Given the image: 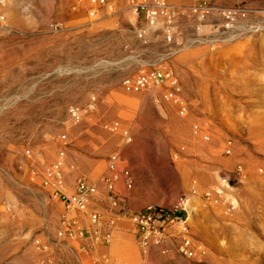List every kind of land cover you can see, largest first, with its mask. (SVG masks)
<instances>
[{"label":"rangeland","instance_id":"obj_1","mask_svg":"<svg viewBox=\"0 0 264 264\" xmlns=\"http://www.w3.org/2000/svg\"><path fill=\"white\" fill-rule=\"evenodd\" d=\"M199 1L169 0L181 10L176 40L193 42L199 35L189 12ZM208 1L264 9V0ZM142 24L123 0H109L96 15L72 11L69 0H0V264H103L110 258L101 254L100 261L93 260L101 253L94 254L97 245L109 247L113 238L102 244L57 235L64 206L42 186L37 172L58 160L61 148L65 184L75 188L81 177L90 182L100 177L111 153L124 149L128 155L134 146L155 157L140 165L141 172L162 176L170 149L183 145L193 161L182 172L205 184L196 189L229 194L236 209L227 212L223 203L194 198L189 222L207 255L190 260L153 252L151 264H264V32L210 42L209 26L221 24L212 16L204 21L200 39L170 56L163 27L142 35ZM154 68L176 74L190 104L188 116H180L166 99L165 87L141 93L122 87L125 78ZM73 105L84 109L78 124L69 117ZM114 120L137 139L125 144L120 135L106 132L103 123ZM194 123L210 133V142L193 136ZM227 139L231 155L224 153ZM201 175L208 177L206 183ZM172 187L160 181L153 195L167 197ZM99 204L94 200L89 210L101 214L95 227L112 232L121 221L111 227L115 211L108 199L103 208ZM76 216L83 227H93L88 214ZM35 238L51 245V260L36 251ZM124 244L129 263H142L136 235L134 248Z\"/></svg>","mask_w":264,"mask_h":264},{"label":"built area","instance_id":"obj_2","mask_svg":"<svg viewBox=\"0 0 264 264\" xmlns=\"http://www.w3.org/2000/svg\"><path fill=\"white\" fill-rule=\"evenodd\" d=\"M128 9L142 17L143 24L139 32L146 35L151 29L159 25L163 27L164 38L170 45V56H176L186 50L191 43H195L203 31V23L212 16L220 18V27L215 24L209 26L210 34L208 41H216L223 38L227 41H234L250 37L257 33L264 32V9L255 8L247 4H238L230 7L215 5L207 0H201L189 8L190 15L197 22L196 30L199 33L193 41L181 42L176 40V23L179 20L181 10L172 5L169 0H123ZM70 8L75 12H85L88 15H96L102 9L109 7V0H69ZM54 31L61 30V25L52 24ZM122 87L126 92L141 93L156 87H165V97L178 109L182 117L188 116L190 104L184 97L182 85L171 69H150L141 72L135 77L125 78ZM69 117L73 124H78L84 117V109L79 105H73L69 111ZM103 129L110 134H118L125 144H131L133 137L130 130L124 127L120 121L114 120L103 123ZM192 134L203 142H210V133L204 131L199 123H194ZM64 137V136H63ZM232 142L227 139L224 146L226 155L232 154ZM186 151L181 146L173 157H178ZM66 151L61 148L58 153V160L46 165L39 174L41 184L51 191L53 199L60 201L64 206L62 215V226L57 235L59 238L69 240L91 239L97 243L108 244L112 239V232L102 233L95 226L101 221V214L91 211L90 206L100 193L98 184L81 177L77 179L74 191L69 193L64 190L63 184L65 174L63 170V159ZM262 171V170H260ZM238 173L243 175V167L238 166ZM123 180L128 189H132L134 179L128 168L119 169V155H110L107 170L104 173L101 185L108 192V201L116 209L114 217L110 221L111 227L118 220H128L134 226L136 240L139 250L143 256L142 263L151 264L150 255L153 252L161 256H168L176 253L190 260L202 259L208 253L207 246L197 240L192 233L189 222V207L192 198H199L209 205L225 204L227 212L236 209L235 199L229 195H221L216 188L200 192L193 189L190 194H184L171 208L148 207L142 210L128 208L117 192V183ZM86 213L93 227L86 228L80 224L76 214ZM36 251L49 259L51 245L39 238L33 240ZM51 260V259H50ZM52 261H40V264H51ZM103 264H114L110 258L105 257Z\"/></svg>","mask_w":264,"mask_h":264},{"label":"crops","instance_id":"obj_3","mask_svg":"<svg viewBox=\"0 0 264 264\" xmlns=\"http://www.w3.org/2000/svg\"><path fill=\"white\" fill-rule=\"evenodd\" d=\"M132 137L133 140L134 137L135 140L137 139L136 135H132ZM177 150L178 148H175L174 151L173 149H170V151L168 152L170 162L168 167L164 168L162 176L151 170L141 172L140 165H146L149 161H152L155 158L151 152H148L147 149H143L139 146H134L133 149L130 150L128 155V150L125 151L124 149L121 150V154L119 152H113L110 154L112 155L116 153L119 155L120 170L128 168L132 173L134 179V185L132 189H128L123 180H120L116 185L117 192L119 193L120 197L123 199L124 204L128 208L133 210H142L148 207L171 208L180 199L182 195L190 194V192L193 189L198 188L199 185L200 188L201 185H205L201 181L199 183L195 179L193 180L192 178H189L182 172L185 164H188V162H191L193 160L189 158V153L187 152L180 154L178 157H173V154ZM109 157L103 162V166L101 167L102 170L98 175L100 176L101 174V176L97 177L96 179H90L93 183L98 184L100 186V193L95 199L96 201L98 200L100 202V208L104 207L105 201L108 199V192L101 185V180L107 170ZM201 176L205 178L203 181L206 183L208 177L206 175ZM160 181H162L163 183L165 181H168L175 186L170 189L169 195L167 197H154L153 195L154 185L158 184ZM63 187L66 191L72 192V190H74V186L69 187L67 185V182L65 184V180ZM193 200L194 198H192V201ZM111 209L113 211H116V209L112 206ZM120 221V224L117 225L112 231L113 241L111 245L109 247L97 245L99 249H95L94 254L97 255L98 251H101V253L98 256H94L93 260L95 259L97 261H100V259L102 258L101 254H103L104 256L109 255L111 261L114 264H130L129 262L131 261H129V259L126 257V247L124 242H130L129 246H133L134 248L135 230L132 223H130L128 220ZM91 262L94 263L95 261H89V263Z\"/></svg>","mask_w":264,"mask_h":264}]
</instances>
